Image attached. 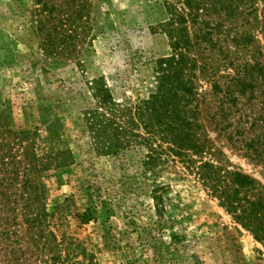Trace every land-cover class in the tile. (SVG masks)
<instances>
[{"label": "rangeland", "instance_id": "374dc122", "mask_svg": "<svg viewBox=\"0 0 264 264\" xmlns=\"http://www.w3.org/2000/svg\"><path fill=\"white\" fill-rule=\"evenodd\" d=\"M218 2L0 0V210L10 209L0 217L9 218L27 264L74 247L93 257H77L84 264H264V241L196 172L183 163L146 165L144 139L169 148L159 129L126 128L157 92L183 12L192 37L204 30L191 56L205 65L191 106L204 146L197 164L250 177L255 186L242 196L264 200V165L219 131L213 89L229 64L250 57L231 42L237 29L252 38L249 50H264V0H246L237 22L214 10ZM69 8L73 21L63 27ZM46 239L48 255L37 246Z\"/></svg>", "mask_w": 264, "mask_h": 264}, {"label": "trees", "instance_id": "16d2710c", "mask_svg": "<svg viewBox=\"0 0 264 264\" xmlns=\"http://www.w3.org/2000/svg\"><path fill=\"white\" fill-rule=\"evenodd\" d=\"M72 1L75 0H64L68 3H66L67 7H70L69 2ZM245 1L219 0L214 10L216 11L219 7V13H224L226 20L237 22L238 11ZM198 2L205 3L206 0H198ZM49 6L46 5V8ZM187 7L193 8V4H187ZM70 9L65 12L59 25L62 24L64 27L73 21ZM53 10H56L55 6ZM182 13L177 14L180 22L175 20L171 28V37L174 42L173 55L159 63L161 78L157 92L143 105L144 107L137 108L138 120L130 118L126 128L135 129L140 123L146 130L159 129L160 141L167 142L169 148L164 150L161 144L153 148L154 140L152 142L151 139H144L143 144L150 151L145 160L146 165L155 168L170 162L183 163L187 171L192 174L197 173L199 181L219 198L221 204L227 207L245 228L250 229L257 238L264 241V200L254 201L247 196H242L243 192H250L254 188L253 180L241 173L224 174L209 162L201 161L198 165L199 160L195 159L204 155V146L195 135L193 119L197 113L191 106L195 101L196 71L205 69V65L199 64V61L191 56L193 50L200 46L198 42L202 40L200 34L204 30L198 29V35L192 37L186 26L187 21L181 16L184 15ZM189 15L192 16V14ZM195 17L198 20L199 14ZM175 24L176 27H174ZM59 25L55 30L60 29ZM220 28L219 24V32ZM237 31L231 42L238 48L250 52V57L245 56L229 64L225 75L219 76V83H215L213 89L219 94L215 121L219 117V122H216L219 131L229 135V141L238 144L240 150L247 156L264 165V134L262 133L264 132V50H249L247 47L253 44L252 38L243 33L240 28ZM231 32L233 31L221 32L224 41H229ZM207 36L211 34L206 33L203 39ZM222 47L220 44V52L223 51ZM230 68H234L233 72L229 70ZM103 99L104 105L109 107L110 98ZM259 99H263L262 103L256 104ZM170 157L174 159L170 161ZM176 158H179V161ZM8 212H10L8 208L1 209L0 216ZM30 223L32 228L36 229L38 220H32ZM9 226V218L0 217V258L3 253L5 264H27L26 252L23 247L17 248L20 242L14 240V233L12 234ZM37 246L46 255L53 251L48 239L43 245L37 244ZM77 257L93 261V257L85 248L74 247L64 256L60 254L49 257L46 264H84L78 261Z\"/></svg>", "mask_w": 264, "mask_h": 264}]
</instances>
